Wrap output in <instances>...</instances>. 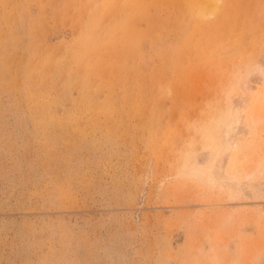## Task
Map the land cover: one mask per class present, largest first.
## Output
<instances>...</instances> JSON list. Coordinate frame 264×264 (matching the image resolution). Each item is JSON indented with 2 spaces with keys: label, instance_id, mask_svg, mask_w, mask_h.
Listing matches in <instances>:
<instances>
[{
  "label": "rangeland",
  "instance_id": "obj_1",
  "mask_svg": "<svg viewBox=\"0 0 264 264\" xmlns=\"http://www.w3.org/2000/svg\"><path fill=\"white\" fill-rule=\"evenodd\" d=\"M149 1L0 0V264H264V0Z\"/></svg>",
  "mask_w": 264,
  "mask_h": 264
},
{
  "label": "bare ground",
  "instance_id": "obj_2",
  "mask_svg": "<svg viewBox=\"0 0 264 264\" xmlns=\"http://www.w3.org/2000/svg\"><path fill=\"white\" fill-rule=\"evenodd\" d=\"M112 1H113V0H112ZM147 1H148V0H140V3H141V6H142L143 10H144V7H145V6H147V8H148V6L151 4L150 1H149V4H147ZM194 1H195V7H194L195 9H194V10H196V9L199 10L198 13L201 12L200 14L202 15L203 12H202L201 10L203 9V6H204L205 3L207 2V0H206V1H205V0H194ZM132 2H133V1H132ZM210 2H211V1H210ZM212 2H213L212 4H214V2H216V1L214 0V1H212ZM111 3H112V2H111ZM137 3H138V2H137V0H136V3H134V4L136 5ZM152 3H153V0H152ZM134 4H133V6H134ZM142 4H143V5H142ZM207 4H210V3H207ZM207 4H206V5H207ZM212 4H211V8L214 7V6L216 5V3L214 4V6H213ZM206 5H205V6H206ZM135 7H136V6H135ZM206 7H207V6H206ZM127 8H128V7H127ZM208 8L210 9V5L208 6ZM208 8H207V9H208ZM136 9L138 10L139 8H136ZM205 9H206V8H205ZM128 10H129V9H128ZM137 10H136V11H137ZM197 10H196V11H197ZM105 11H106V10H105ZM208 11H209V10H208ZM140 12H141V11H140ZM204 12H205V11H204ZM131 13H132V12H131Z\"/></svg>",
  "mask_w": 264,
  "mask_h": 264
}]
</instances>
